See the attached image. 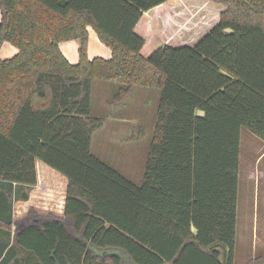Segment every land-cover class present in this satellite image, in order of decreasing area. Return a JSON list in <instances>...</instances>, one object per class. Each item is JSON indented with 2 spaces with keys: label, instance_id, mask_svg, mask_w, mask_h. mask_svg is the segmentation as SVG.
Here are the masks:
<instances>
[{
  "label": "trees",
  "instance_id": "trees-1",
  "mask_svg": "<svg viewBox=\"0 0 264 264\" xmlns=\"http://www.w3.org/2000/svg\"><path fill=\"white\" fill-rule=\"evenodd\" d=\"M197 1L0 0V48L19 49L0 59V264H235L241 130L264 142V0ZM88 26L110 59L89 58ZM95 79L116 106L160 92L141 185L92 152ZM37 161L67 179L64 215L16 220Z\"/></svg>",
  "mask_w": 264,
  "mask_h": 264
},
{
  "label": "rangeland",
  "instance_id": "rangeland-1",
  "mask_svg": "<svg viewBox=\"0 0 264 264\" xmlns=\"http://www.w3.org/2000/svg\"><path fill=\"white\" fill-rule=\"evenodd\" d=\"M197 1V0H196ZM197 3H201L197 1ZM1 10V9H0ZM105 45V44H104ZM103 45V46H104ZM107 46V45H106ZM105 46V47H106ZM108 47V46H107ZM110 48V47H109ZM98 52V46L92 42L91 54ZM90 53V37L88 36V56ZM118 85L113 82L95 79L91 82V114L93 116L107 117V123L96 130L92 135V152L109 165L116 168L125 177L134 183L141 185L150 149L155 133V123L160 100V92L156 89L137 87L129 102L111 110L107 103H111ZM249 147L252 148L253 156H250ZM264 152V142L243 128L241 130V161L239 170V202L238 219L242 216L244 202H249V217L252 233L243 230L244 225H237L236 264H246L251 259L264 256V175L263 172L254 173L252 190L249 196L243 200L245 186L241 189L242 170L245 174L249 169L250 162L256 160L254 153ZM264 159V158H263ZM258 162L259 168H264V160ZM45 164V163H43ZM49 167L55 175L65 178L60 173ZM54 179V177L52 178ZM260 179V182H259ZM262 180V181H261ZM246 199H248L246 201ZM240 203V205H239ZM243 203V206L241 205ZM247 214V213H246ZM242 221V220H241ZM16 228L14 229V231ZM259 242L257 249L246 250L247 246ZM246 246V248H245ZM244 247V249H243ZM112 254L121 255L127 259L125 253L118 249H110ZM248 251V252H247Z\"/></svg>",
  "mask_w": 264,
  "mask_h": 264
},
{
  "label": "crops",
  "instance_id": "crops-1",
  "mask_svg": "<svg viewBox=\"0 0 264 264\" xmlns=\"http://www.w3.org/2000/svg\"><path fill=\"white\" fill-rule=\"evenodd\" d=\"M1 18H2V14L0 10V22H1ZM88 31L90 37L89 58L91 60L94 59L95 57L110 59L112 57V49L107 47L106 45H104V43L100 41L97 33L94 31V29L91 26H88ZM92 42H94L98 46L97 53L91 54ZM79 47H80V41L77 39L64 41L60 43L61 51L66 56V58L73 64L79 62ZM18 52L19 49L16 46H14L8 41H5L0 48V59L2 60L10 59L15 55H17ZM136 88L134 90V93L136 91ZM113 99H114V95L111 99V103H107V105L111 108V110H116L118 106H116L113 103ZM129 100H127L125 104H127ZM99 117H102L104 119V124H103L104 126L107 123L108 118L103 116H99ZM249 150H250V156L254 157L252 154L253 150L251 147H249ZM254 155H257V157L255 156L256 160H254V162L253 159L251 160L249 169L246 170L245 174L242 170L243 178L241 181V189L243 188V186H245L244 189H246L245 190L246 193L244 192L243 195L244 197L243 200L249 196V193L252 190V182L254 180L255 177L254 173L256 172V170L259 173L263 172L264 175V168H259L257 166L258 162L264 158V152L261 154L254 153ZM241 169H242V161H241ZM37 171H38V184L31 192L30 199L28 201H19L15 204L14 216L16 220L22 219L32 207H35L41 214H48L52 212L58 216L64 215L66 190L68 186L67 179L55 175L54 172H52V170L49 167L43 164L42 161H37ZM53 177L54 179H52ZM247 200L248 199H246V201ZM241 205L243 206V203H241ZM248 210H249V202L248 203L244 202L242 216L245 215L246 217L243 221V219L241 218V214H239L240 219H238V227L240 222H242V224L244 225L243 230L252 233V230L250 229L251 226H250V217ZM252 238H254L253 233H252ZM257 245H259V242L257 243L254 242L253 240V244L252 245L250 244L249 246H247V248L245 246V248L246 250H255L257 249ZM235 264H236V260H235Z\"/></svg>",
  "mask_w": 264,
  "mask_h": 264
},
{
  "label": "water",
  "instance_id": "water-1",
  "mask_svg": "<svg viewBox=\"0 0 264 264\" xmlns=\"http://www.w3.org/2000/svg\"><path fill=\"white\" fill-rule=\"evenodd\" d=\"M16 228V226L14 225V229Z\"/></svg>",
  "mask_w": 264,
  "mask_h": 264
}]
</instances>
